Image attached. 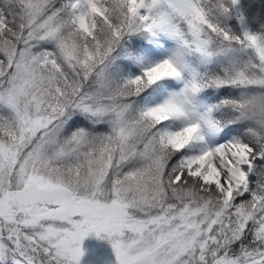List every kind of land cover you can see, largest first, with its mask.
<instances>
[{
    "label": "snow or ice",
    "instance_id": "snow-or-ice-1",
    "mask_svg": "<svg viewBox=\"0 0 264 264\" xmlns=\"http://www.w3.org/2000/svg\"><path fill=\"white\" fill-rule=\"evenodd\" d=\"M264 264V0H0V264Z\"/></svg>",
    "mask_w": 264,
    "mask_h": 264
},
{
    "label": "rangeland",
    "instance_id": "rangeland-1",
    "mask_svg": "<svg viewBox=\"0 0 264 264\" xmlns=\"http://www.w3.org/2000/svg\"><path fill=\"white\" fill-rule=\"evenodd\" d=\"M84 256L81 264H114L115 258L107 241L89 236L82 242Z\"/></svg>",
    "mask_w": 264,
    "mask_h": 264
}]
</instances>
